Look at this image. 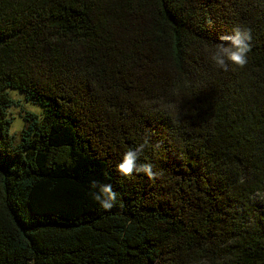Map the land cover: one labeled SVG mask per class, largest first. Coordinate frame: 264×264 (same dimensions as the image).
I'll use <instances>...</instances> for the list:
<instances>
[{"label": "trees", "instance_id": "16d2710c", "mask_svg": "<svg viewBox=\"0 0 264 264\" xmlns=\"http://www.w3.org/2000/svg\"><path fill=\"white\" fill-rule=\"evenodd\" d=\"M140 143L155 176L117 173ZM0 264H264V0H0Z\"/></svg>", "mask_w": 264, "mask_h": 264}, {"label": "clouds", "instance_id": "9594fccd", "mask_svg": "<svg viewBox=\"0 0 264 264\" xmlns=\"http://www.w3.org/2000/svg\"><path fill=\"white\" fill-rule=\"evenodd\" d=\"M218 43H212L211 47L206 46L205 51L209 54L210 60L220 70H227L229 64L235 67H243L248 62V53L253 39L252 29L246 24H236L230 29L228 34H219ZM227 43H222V42ZM145 143H140L134 147H129L120 155L119 161L114 165V169L122 176L131 173H142L151 179L155 176L153 164L151 162H141L140 155L145 148ZM92 198L97 201L100 208L111 209L118 199V193L109 183L97 185L95 181L90 183Z\"/></svg>", "mask_w": 264, "mask_h": 264}, {"label": "rangeland", "instance_id": "374dc122", "mask_svg": "<svg viewBox=\"0 0 264 264\" xmlns=\"http://www.w3.org/2000/svg\"><path fill=\"white\" fill-rule=\"evenodd\" d=\"M7 94L14 101L9 106L8 115L10 117L8 124V133L12 136L14 141L18 140L19 132L24 125L23 115L26 112H32L38 116L39 119L42 117V107L36 103H33L25 98L24 92L16 88H7Z\"/></svg>", "mask_w": 264, "mask_h": 264}]
</instances>
